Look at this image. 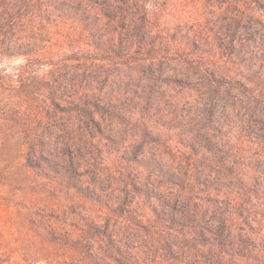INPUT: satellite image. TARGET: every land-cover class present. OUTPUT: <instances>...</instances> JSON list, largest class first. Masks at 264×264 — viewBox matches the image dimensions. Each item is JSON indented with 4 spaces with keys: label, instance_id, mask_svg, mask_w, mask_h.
Listing matches in <instances>:
<instances>
[{
    "label": "rangeland",
    "instance_id": "1",
    "mask_svg": "<svg viewBox=\"0 0 264 264\" xmlns=\"http://www.w3.org/2000/svg\"><path fill=\"white\" fill-rule=\"evenodd\" d=\"M13 3L0 68L34 63L26 105L61 170H11L0 253L264 264V0Z\"/></svg>",
    "mask_w": 264,
    "mask_h": 264
},
{
    "label": "trees",
    "instance_id": "2",
    "mask_svg": "<svg viewBox=\"0 0 264 264\" xmlns=\"http://www.w3.org/2000/svg\"><path fill=\"white\" fill-rule=\"evenodd\" d=\"M13 0H0V60L15 56L16 43L11 39L16 17L11 14ZM23 55L29 56L28 53ZM34 63L27 59L25 65L17 68V75H8L0 68V185L9 187L12 169L19 166L25 177L32 170L60 173V165L55 155L46 148L50 139L48 128H40L31 108L26 105V89L33 80ZM51 76L46 82L45 94L50 107L56 106L60 90L54 87ZM55 82V81H53ZM58 83V78L57 81ZM43 102V101H41ZM50 111V110H49ZM55 112L49 118H55ZM5 182V184L3 183ZM3 254V255H2ZM0 253V263L12 264L11 255ZM4 256V259L2 258Z\"/></svg>",
    "mask_w": 264,
    "mask_h": 264
}]
</instances>
